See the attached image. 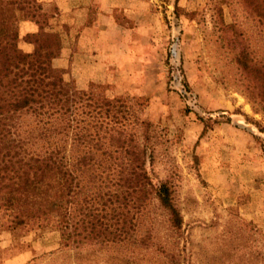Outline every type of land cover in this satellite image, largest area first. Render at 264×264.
Masks as SVG:
<instances>
[{"label":"rangeland","instance_id":"rangeland-1","mask_svg":"<svg viewBox=\"0 0 264 264\" xmlns=\"http://www.w3.org/2000/svg\"><path fill=\"white\" fill-rule=\"evenodd\" d=\"M143 1L154 26L153 61L131 82L82 89L98 85L109 97L142 99V117L158 142L154 183L170 186L182 216L175 233L152 200L138 234H149L155 245L136 252L131 264H170L162 252L166 241L170 251L182 250L181 264H264V114L247 98L234 63L244 43L264 57V37L256 38L248 9L236 0L229 7L222 0ZM54 12L51 6L48 13ZM99 13L93 8L92 18ZM110 15L133 24L118 10ZM49 27L66 36V25L49 20ZM59 243L50 227L0 230V264H64V258L66 264H108L91 251L75 261L74 252H58Z\"/></svg>","mask_w":264,"mask_h":264},{"label":"trees","instance_id":"trees-1","mask_svg":"<svg viewBox=\"0 0 264 264\" xmlns=\"http://www.w3.org/2000/svg\"><path fill=\"white\" fill-rule=\"evenodd\" d=\"M236 2L263 38L264 0ZM56 14L37 0H0V230L50 227L60 234L58 252H74L75 261L91 251L108 264L135 263L133 255L155 245L138 234L146 206L155 200L175 233L182 216L170 186L154 183L158 142L142 99L109 97L98 85L77 89L52 65L65 38L49 27ZM20 22L37 31L20 37ZM20 39L31 52L19 48ZM234 63L264 114V57L244 43ZM164 243V258L181 264L182 250Z\"/></svg>","mask_w":264,"mask_h":264},{"label":"crops","instance_id":"crops-1","mask_svg":"<svg viewBox=\"0 0 264 264\" xmlns=\"http://www.w3.org/2000/svg\"><path fill=\"white\" fill-rule=\"evenodd\" d=\"M43 10L56 7L57 14L51 21L56 26L66 25L67 32L60 55L52 65L66 71L65 76L74 80L77 89L89 84H106L114 80L131 82L138 73L153 61L154 26L151 16L145 15L148 6L143 0H37ZM100 13L92 18V9ZM118 10L122 17L129 15L131 26L119 23L110 15ZM153 19V17H152ZM147 21V22H146ZM37 27L31 22L19 24L20 37L34 33ZM25 52L32 45L24 43ZM124 87L127 84L124 83ZM123 92V91H121ZM11 262V260H9Z\"/></svg>","mask_w":264,"mask_h":264}]
</instances>
